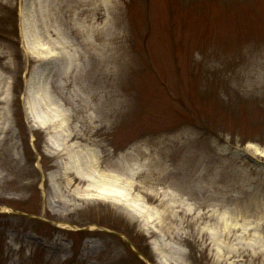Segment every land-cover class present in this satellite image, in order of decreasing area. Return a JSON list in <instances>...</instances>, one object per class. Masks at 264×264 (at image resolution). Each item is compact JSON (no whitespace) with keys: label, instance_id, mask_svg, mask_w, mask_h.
<instances>
[{"label":"rangeland","instance_id":"rangeland-1","mask_svg":"<svg viewBox=\"0 0 264 264\" xmlns=\"http://www.w3.org/2000/svg\"><path fill=\"white\" fill-rule=\"evenodd\" d=\"M40 5L0 0V264H264V0H111L108 53L69 67L26 53ZM29 103L142 220L75 198Z\"/></svg>","mask_w":264,"mask_h":264},{"label":"bare ground","instance_id":"bare-ground-1","mask_svg":"<svg viewBox=\"0 0 264 264\" xmlns=\"http://www.w3.org/2000/svg\"><path fill=\"white\" fill-rule=\"evenodd\" d=\"M110 2L111 0H42L41 16L37 18V24L44 28L39 35L48 44L42 45L39 36L33 32L31 34L24 26V39L34 43L32 48L26 47V53L33 58H48L55 54L62 56L70 60L67 67L73 65L72 58L83 54L82 50L84 53L94 51L102 56L106 55V39L101 35L108 22ZM68 34L73 35L79 46L66 37ZM96 41L102 44L97 46ZM30 105L29 103L26 110L32 124L52 133L47 138L48 145L63 157L64 161L59 162L60 174L65 186L73 187L72 194L75 198L107 201L120 207L127 216L142 220V213L128 201V197L133 194L132 184L118 175L100 170L97 152L67 131L64 125L66 120L60 117L56 109L53 110L52 120L44 122L38 120ZM89 121L93 122L94 119L89 118Z\"/></svg>","mask_w":264,"mask_h":264},{"label":"water","instance_id":"water-1","mask_svg":"<svg viewBox=\"0 0 264 264\" xmlns=\"http://www.w3.org/2000/svg\"><path fill=\"white\" fill-rule=\"evenodd\" d=\"M24 40V39H23ZM25 114H27L26 106H25ZM142 257V256H141ZM144 259V257H142Z\"/></svg>","mask_w":264,"mask_h":264}]
</instances>
